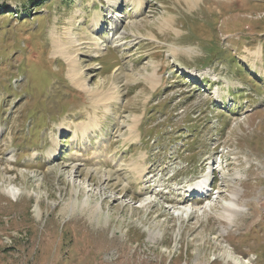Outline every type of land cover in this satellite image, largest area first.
<instances>
[{
    "label": "rangeland",
    "instance_id": "rangeland-1",
    "mask_svg": "<svg viewBox=\"0 0 264 264\" xmlns=\"http://www.w3.org/2000/svg\"><path fill=\"white\" fill-rule=\"evenodd\" d=\"M223 250L264 264V0H0V264Z\"/></svg>",
    "mask_w": 264,
    "mask_h": 264
},
{
    "label": "bare ground",
    "instance_id": "bare-ground-1",
    "mask_svg": "<svg viewBox=\"0 0 264 264\" xmlns=\"http://www.w3.org/2000/svg\"><path fill=\"white\" fill-rule=\"evenodd\" d=\"M187 2H189L190 3V5H193V4H195V2L197 1V0H186ZM112 5H113V3H112ZM189 5V4H188ZM64 45H62L61 44V42L59 43V40L58 41H56L55 43H54V45H52V47L54 48L53 50V52L55 53L56 51H58V52H60V51H64L65 53H68V51H67V47L65 48V47H63ZM105 46L103 45L102 46V48H104ZM73 48V47H72ZM101 48V49H102ZM69 53H70V50H69ZM66 65H67V67H68V69H67V72L69 71H71V73H72V75H70L69 77L67 76V78L69 79V81H70V84H71V86L73 87V88H75L76 90H78V92H83V93H90V91L91 90H88L87 89V87H86V85H85V83H84V81L83 80H81V78L79 79V77H80V75L79 74H77L75 71H77L78 69H79V67H78V69L76 68L77 67V61L73 58V57H69V58H66ZM98 67V66H97ZM83 76V75H82ZM110 97V96H109ZM8 180H9V178H8ZM20 190L19 189H17L15 186H10V187H3L2 188V192L5 194V195H7L8 197H10L11 199H15V198H17V196L20 194V192H19ZM86 200V199H85ZM87 201V200H86ZM74 203H75V201H74ZM87 203H88V201H87ZM235 204V203H234ZM71 206H73V208H72V210L74 209V205H71ZM84 206V205H83ZM85 207H87V206H85ZM84 208V207H83ZM82 208V209H83ZM88 208V207H87ZM86 209V208H85ZM224 209H226V208H224ZM75 210V209H74ZM227 210H229V209H227ZM101 211V210H100ZM99 211V212H100ZM188 211V210H187ZM195 210H193L192 212H190L189 211V215H192V213L194 212ZM68 212V211H67ZM74 212V211H73ZM94 212H95V214H92V217H96L97 215H98V210H97V207L95 208V210H94ZM99 216V215H98ZM99 219H100V217H99ZM153 235H154V233H149V237H153ZM155 238V237H154ZM224 251V250H223ZM224 256H225V258L227 259V260H229V261H231L233 264H247V262H242L240 259H237V258H233L232 257V254L229 252V251H224L223 253H222Z\"/></svg>",
    "mask_w": 264,
    "mask_h": 264
},
{
    "label": "trees",
    "instance_id": "trees-1",
    "mask_svg": "<svg viewBox=\"0 0 264 264\" xmlns=\"http://www.w3.org/2000/svg\"><path fill=\"white\" fill-rule=\"evenodd\" d=\"M234 61H235L234 59L231 60L232 63H233Z\"/></svg>",
    "mask_w": 264,
    "mask_h": 264
}]
</instances>
